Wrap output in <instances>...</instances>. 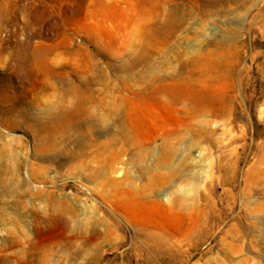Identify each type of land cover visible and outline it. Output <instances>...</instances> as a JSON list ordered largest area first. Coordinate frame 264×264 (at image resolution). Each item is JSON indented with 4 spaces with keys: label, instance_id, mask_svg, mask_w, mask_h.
<instances>
[{
    "label": "rangeland",
    "instance_id": "1",
    "mask_svg": "<svg viewBox=\"0 0 264 264\" xmlns=\"http://www.w3.org/2000/svg\"><path fill=\"white\" fill-rule=\"evenodd\" d=\"M0 264H264V0H0Z\"/></svg>",
    "mask_w": 264,
    "mask_h": 264
}]
</instances>
